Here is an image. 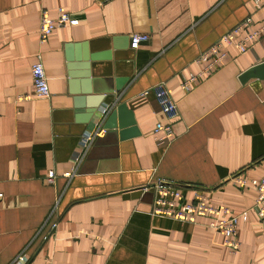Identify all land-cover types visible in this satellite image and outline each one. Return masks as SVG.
<instances>
[{"label":"crops","instance_id":"obj_1","mask_svg":"<svg viewBox=\"0 0 264 264\" xmlns=\"http://www.w3.org/2000/svg\"><path fill=\"white\" fill-rule=\"evenodd\" d=\"M59 7L78 23L40 42L41 11L56 17ZM247 17L237 37L258 32L247 50L223 46L224 58L197 61ZM133 33L148 35L135 49ZM84 44L96 60L76 59ZM38 55L48 98L34 94ZM262 61L264 0H0V264L20 255L25 264H264V221L253 212L232 252L204 225L152 215L153 193L142 191L163 180L186 200L200 190L234 212L253 205L255 189L236 179L264 176V79L239 76ZM159 82L174 119L141 94ZM115 103L132 111L138 135L111 131L82 150L83 132ZM158 122L171 136L154 131Z\"/></svg>","mask_w":264,"mask_h":264},{"label":"built area","instance_id":"obj_2","mask_svg":"<svg viewBox=\"0 0 264 264\" xmlns=\"http://www.w3.org/2000/svg\"><path fill=\"white\" fill-rule=\"evenodd\" d=\"M39 21L40 42L46 41L54 28L62 27L67 24L75 25L78 23V19L72 17L63 7L57 8L56 17H50L46 10H42ZM250 23V17L244 18L238 22L204 50L197 58V61L208 62L212 58L217 60L224 58L226 52L223 51V46L231 45L239 52L247 50L249 42L258 35V32H251L241 38H238L237 34L242 29L248 27ZM147 38L148 35L145 33H133L129 38L130 46L135 49L140 42L147 40ZM196 77L195 74H190L189 76L184 77L181 82L182 89H191L194 81L197 79ZM31 79L34 94L37 97L48 98L50 96V91L45 70L39 55L31 65ZM149 92L153 93L166 118L174 119L177 116V105L163 82H159L150 88L143 90L141 94L146 95ZM28 97L29 96H23L19 99H28ZM105 110L106 109H103L102 113H104ZM154 131H163L167 136H171L172 134L169 125H163L159 122L156 124ZM104 134L105 129L102 127V124L93 131L86 130L83 132L81 136L82 150H86L95 137L104 136ZM78 159L79 156H76L75 160L77 161ZM262 162L264 164V156ZM54 177V171L50 170L48 172L47 180L52 182ZM236 182L240 187L251 186L256 191L253 205L241 212H234L230 207L223 204L212 203L211 198L200 190H195L192 199L186 200L184 193L179 187L171 182H165L163 180H157L155 183L143 186L142 191L145 192L151 190L153 193L152 208L150 212L152 215L169 218L183 223L204 225L220 234L223 237L224 245L233 252L236 251L240 245V242L236 238L238 226L241 222L247 220L249 212H253L259 220L264 221V176L252 178L249 183L242 179H236ZM16 262L18 264H25L26 258L23 255H20L17 257Z\"/></svg>","mask_w":264,"mask_h":264},{"label":"water","instance_id":"obj_3","mask_svg":"<svg viewBox=\"0 0 264 264\" xmlns=\"http://www.w3.org/2000/svg\"><path fill=\"white\" fill-rule=\"evenodd\" d=\"M99 57L98 53H89L85 49L84 44V51L83 53L78 56L76 55V59L81 60H96ZM72 60V59H70ZM71 66L73 64H70ZM86 67L88 66L87 63L84 64ZM70 76H75L74 72H70ZM84 78L90 77L89 72L86 71L83 74ZM251 77H258L264 79V61L259 62L247 70L243 71L240 76V82L245 83ZM86 83L89 80H84ZM89 111L93 112L92 109ZM102 127L105 129V134L110 133L111 131L116 132L118 135V139L123 140L129 137H133L138 135L139 131L137 126L135 125V120L133 118V113L130 109L127 108L125 103H115L114 106L111 107L108 115L106 116L105 120L103 121ZM104 134V135H105Z\"/></svg>","mask_w":264,"mask_h":264}]
</instances>
